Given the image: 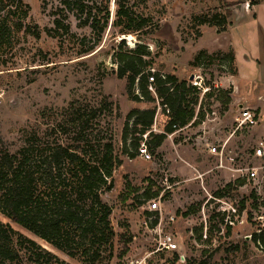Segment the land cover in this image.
Returning <instances> with one entry per match:
<instances>
[{
	"label": "rangeland",
	"instance_id": "374dc122",
	"mask_svg": "<svg viewBox=\"0 0 264 264\" xmlns=\"http://www.w3.org/2000/svg\"><path fill=\"white\" fill-rule=\"evenodd\" d=\"M251 1L259 4L249 7ZM23 2L30 7L25 25L32 31L37 27L40 38L20 34L11 50L0 52V146L15 152L26 131L62 123L73 109H86L88 118L94 117L91 127L96 122L99 126L93 128V135L99 132L111 139L121 162L113 173V190L103 196L112 209L115 233L113 257L104 264H188L205 258L211 264H264V248L253 241L255 234L264 238V227L256 218L264 216V177L245 170L259 164L250 153L264 140V0H133L135 13L150 18L151 28L130 34L132 45L110 26L114 0L109 26L97 44L90 28L80 27L74 17L68 20L70 38L49 36L50 4L43 10L41 0ZM216 13H230L225 36L194 20ZM121 41L130 49L147 46L156 73L173 75L191 86L190 77L199 75L210 89L205 93L210 98L203 97L202 90L198 95L196 112L202 101L203 121L167 135L160 148L149 150L147 161L138 154L133 159L124 154L125 149L131 152L136 137L130 122L126 144L122 142L127 115L133 110H155L152 131L160 134L169 122L168 113L158 101L129 98L127 81L117 77L112 58ZM229 43V50L219 49ZM91 47V53L78 55ZM132 93L138 95L135 88ZM242 108L257 117L255 127L238 128L235 118ZM223 146L221 161L216 152ZM147 191L158 193V198L146 199ZM220 201L237 208L233 226L228 224L227 206ZM200 230L201 240L195 232ZM128 237L129 252L119 259Z\"/></svg>",
	"mask_w": 264,
	"mask_h": 264
},
{
	"label": "trees",
	"instance_id": "16d2710c",
	"mask_svg": "<svg viewBox=\"0 0 264 264\" xmlns=\"http://www.w3.org/2000/svg\"><path fill=\"white\" fill-rule=\"evenodd\" d=\"M41 1L43 10L48 9L49 4L52 10L53 28L47 31L51 37L72 36L70 17H74L80 27L90 28L94 44L102 40L109 26L111 0ZM132 1L114 0L115 15L110 26L118 30L120 37L151 28V19L137 15ZM258 4L251 1L249 7ZM229 16L230 13H216L210 18L203 16L194 20L214 27L221 34L230 26ZM29 17L30 7L23 0H0V52L11 50L20 34L40 38L37 27L32 31L25 25ZM121 45L112 58L117 66V77L127 81L129 98L135 102L158 101L169 119L163 132L154 134L155 110H133L127 115L122 142L126 144L128 124L132 122L136 137L131 141V152L125 149L124 154L133 159L144 136L145 146L150 147L148 151L155 152L167 135L175 132L173 126L182 129L200 124L204 115L200 112L202 101L196 112L200 94L196 86L161 73L155 74L154 83L150 85L148 70L153 63L147 46L137 44L130 49L124 41ZM93 48L79 51L78 55H87ZM150 86L154 93L149 91ZM134 88L138 95L132 93ZM69 116L62 123H48L44 130L37 125L30 132L26 131L15 152L0 146V264H69L55 252L77 264H104L113 257L112 209L103 201V196L113 190V173L121 162L114 153L111 139L102 137L99 132L93 135V128L99 123L91 127L94 117L88 118L86 109H73ZM158 195L147 191L145 198L153 200ZM183 216L187 217L188 213ZM13 226L43 242L50 250ZM195 232L201 240L203 230ZM253 241L264 248L263 236L255 234ZM130 243L131 237H128L119 259L127 255ZM188 264L211 262L205 258Z\"/></svg>",
	"mask_w": 264,
	"mask_h": 264
},
{
	"label": "built area",
	"instance_id": "2783aa9c",
	"mask_svg": "<svg viewBox=\"0 0 264 264\" xmlns=\"http://www.w3.org/2000/svg\"><path fill=\"white\" fill-rule=\"evenodd\" d=\"M150 72V77L148 78L149 84L152 85L154 83V77L156 72L153 69L149 70ZM193 86H196L199 90H202V94L204 95L206 92H208L210 89L206 88L205 85H203V78L199 75H194L193 76ZM149 91L154 93V89L152 86L149 87ZM257 117L251 113V111L248 108H242L240 109L237 117L235 118V122L238 124V128H253L257 125L258 121H257ZM185 128L182 129H177L175 126H173V129L175 130V132L172 134L174 135L175 133H178L180 131H183ZM144 138H146V136H144ZM224 146L219 148V153L216 152L215 149H211L212 152H216V154H220V160L222 161V157H223V152H224ZM148 149L145 146L144 143H141L139 149H138V155L141 157V159H143L144 161L150 160V154L148 153ZM250 157H252V159L256 160L259 164L257 166H253L250 167L248 169H245L247 171H250V175L254 176V174H256V177L259 176V174H261L264 177V140H261L254 148H252L251 153H250ZM233 172H243L242 170H232ZM255 172V173H254ZM242 176V175H241ZM247 177H241L239 179L244 180ZM238 179V180H239ZM221 203H223L224 205L227 206V209L225 210V212H227V217L229 219L228 224L233 226V222H232V218L238 217V210L237 208H235L233 205L228 204L220 201ZM257 220H259L261 222V226L264 227V216L263 215H256ZM227 228L228 225H226ZM260 232V231H258ZM258 235V234H256ZM168 249V248H167ZM170 249V247H169Z\"/></svg>",
	"mask_w": 264,
	"mask_h": 264
},
{
	"label": "crops",
	"instance_id": "0c3cea01",
	"mask_svg": "<svg viewBox=\"0 0 264 264\" xmlns=\"http://www.w3.org/2000/svg\"><path fill=\"white\" fill-rule=\"evenodd\" d=\"M228 29H229V28H228ZM227 32H228V30H227L225 33H223L221 36H225V35L227 34ZM220 47H221V45H219V49H220V50H229V48H231V44H230V43L228 44V48H226L225 45H224V48H220ZM214 49L217 50L218 47H215ZM219 49H218V50H219ZM240 107H242V106H240ZM233 136H234V135H233Z\"/></svg>",
	"mask_w": 264,
	"mask_h": 264
},
{
	"label": "bare ground",
	"instance_id": "6f19581e",
	"mask_svg": "<svg viewBox=\"0 0 264 264\" xmlns=\"http://www.w3.org/2000/svg\"><path fill=\"white\" fill-rule=\"evenodd\" d=\"M124 39H125V41H127L130 45L133 44V40H131V38H129L128 36H123V37H121V40H124Z\"/></svg>",
	"mask_w": 264,
	"mask_h": 264
},
{
	"label": "water",
	"instance_id": "95a60500",
	"mask_svg": "<svg viewBox=\"0 0 264 264\" xmlns=\"http://www.w3.org/2000/svg\"><path fill=\"white\" fill-rule=\"evenodd\" d=\"M125 40V39H124ZM193 79V77H190V80H192Z\"/></svg>",
	"mask_w": 264,
	"mask_h": 264
}]
</instances>
